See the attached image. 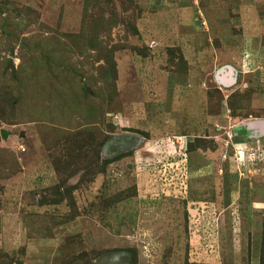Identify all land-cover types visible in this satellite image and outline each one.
Instances as JSON below:
<instances>
[{
	"label": "rangeland",
	"instance_id": "rangeland-1",
	"mask_svg": "<svg viewBox=\"0 0 264 264\" xmlns=\"http://www.w3.org/2000/svg\"><path fill=\"white\" fill-rule=\"evenodd\" d=\"M101 1L0 0V264H262L264 0Z\"/></svg>",
	"mask_w": 264,
	"mask_h": 264
},
{
	"label": "trees",
	"instance_id": "trees-1",
	"mask_svg": "<svg viewBox=\"0 0 264 264\" xmlns=\"http://www.w3.org/2000/svg\"><path fill=\"white\" fill-rule=\"evenodd\" d=\"M105 1L106 4L110 5L112 0H102L101 2ZM98 4V3H96ZM106 16H104L103 14V10H101V12L99 13L98 16L94 17V15H92L89 18H86L85 21L87 23H89V27L87 28V33L81 35V42L82 45L85 47V43L87 44V47L92 49V50H97L99 52V57H102L103 55H105V58L107 59V53H104L103 48L105 47L104 45H102V40L99 39L98 35L101 32H107L110 34L111 29H112V25H113V21L116 17L117 14L116 12H114V16L109 19L110 24L108 23V20L105 19ZM112 22V24H111ZM116 24V22L114 23ZM104 30V31H103ZM51 58L48 56H44L43 59L37 57V61L35 60L36 64L34 63L35 67H34V71H32V73L34 75H36L37 77H41L43 73L42 69L45 68H49V72L54 73V69L55 68H51V65H54L55 67H58L57 63H56V59L53 56V53L51 52L50 54ZM47 66V67H46ZM23 69H21L18 72H15L14 75L12 76V78H16V77H20L22 74ZM67 69L66 68H62L60 70L61 75L63 74V72H66ZM75 96H78V102H81L82 99V95H86L87 98L90 97V93L88 90V85L87 84H82L80 85V90L78 91H74ZM82 94V95H80ZM80 108V107H79ZM262 264H264V257H263V262Z\"/></svg>",
	"mask_w": 264,
	"mask_h": 264
},
{
	"label": "water",
	"instance_id": "water-1",
	"mask_svg": "<svg viewBox=\"0 0 264 264\" xmlns=\"http://www.w3.org/2000/svg\"><path fill=\"white\" fill-rule=\"evenodd\" d=\"M230 70V69H229ZM232 72L233 71H229V74H230V76H228V77H225V75H222V81H225V83H232L233 81H234V78H233V75H232ZM245 126H247L248 127V129L250 128H253V129H257V128H259L260 129V133L259 134H261V135H264V120H258V121H252V122H250V123H247ZM258 130V129H257ZM260 135V136H261Z\"/></svg>",
	"mask_w": 264,
	"mask_h": 264
}]
</instances>
